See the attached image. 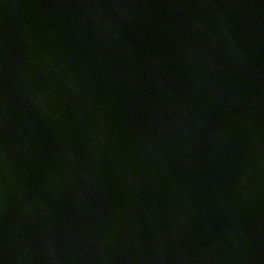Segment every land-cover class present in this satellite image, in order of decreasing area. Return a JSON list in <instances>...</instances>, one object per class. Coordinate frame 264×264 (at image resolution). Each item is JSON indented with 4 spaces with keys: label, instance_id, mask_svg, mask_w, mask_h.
<instances>
[{
    "label": "water",
    "instance_id": "water-1",
    "mask_svg": "<svg viewBox=\"0 0 264 264\" xmlns=\"http://www.w3.org/2000/svg\"><path fill=\"white\" fill-rule=\"evenodd\" d=\"M0 264H264V0H0Z\"/></svg>",
    "mask_w": 264,
    "mask_h": 264
}]
</instances>
